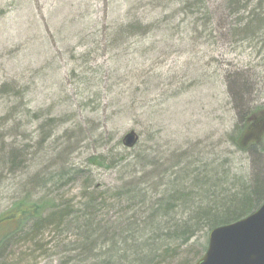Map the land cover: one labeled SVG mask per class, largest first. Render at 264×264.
I'll return each instance as SVG.
<instances>
[{
    "label": "rangeland",
    "instance_id": "obj_1",
    "mask_svg": "<svg viewBox=\"0 0 264 264\" xmlns=\"http://www.w3.org/2000/svg\"><path fill=\"white\" fill-rule=\"evenodd\" d=\"M164 2L0 0V157L17 148L26 160L18 171L0 160V233L25 196L44 213L68 212L31 240L16 235L0 264H99L109 250L102 237L136 242L132 223L174 182L190 185L183 170L212 171L222 188L235 175L264 176V45ZM136 18L156 28L104 47L117 24ZM252 81L242 100L262 109L237 132L241 105L229 88ZM130 131L137 140L126 147ZM208 233L171 239L160 264L195 262Z\"/></svg>",
    "mask_w": 264,
    "mask_h": 264
},
{
    "label": "trees",
    "instance_id": "obj_2",
    "mask_svg": "<svg viewBox=\"0 0 264 264\" xmlns=\"http://www.w3.org/2000/svg\"><path fill=\"white\" fill-rule=\"evenodd\" d=\"M173 1H179L183 6L179 9L188 11L189 16L195 12L201 14L205 27L216 17L218 23L222 27L225 26L229 34L237 36V39L255 40L264 45V0H217L214 2L215 8L210 7L208 0H165L164 3ZM156 22V19L145 22L136 18L119 23L106 39L104 47H118L131 36L145 35L156 28ZM90 55L88 51L82 53L83 58ZM237 78L240 79V76ZM241 81L243 84L244 80ZM234 87L230 86V94L234 100L239 99L242 116L240 124L236 126L238 132L245 128L252 115L262 108L242 100L243 92L251 95L256 90L254 84L248 88L244 86V89L238 85ZM229 139L235 143L233 134L229 135ZM257 145L258 143L255 144ZM21 155H24V149L13 148L6 157H0V160L4 166L18 171L23 169L26 161ZM183 171L185 174L182 175L189 178L190 185L187 187L174 182L167 195L152 203L143 220L132 223L136 226L132 231L136 242H130L129 237H124L123 245L119 247V242L112 236L102 237L107 239L109 252L106 251V257L102 258L99 264H160L173 253L167 245L171 239L185 243L199 230L210 231L216 226L240 219L257 209L264 201V176L260 173L255 172L249 179L235 175L232 187L222 188L220 186L223 182L212 171ZM63 173V169L58 172L61 177ZM132 190H123V194H129ZM12 209V213L17 212L18 218L11 221V229L0 233V256L16 235L21 234L25 240H31L43 226L58 223L64 219V215H68L66 210L59 208L44 213L42 205L28 202L26 196L15 202ZM178 210H182L180 213L187 212L188 216L180 219L183 216L177 215ZM7 217L8 214L0 218V227L3 225V218ZM163 229L167 230L166 235L160 233ZM206 246L205 241L203 251Z\"/></svg>",
    "mask_w": 264,
    "mask_h": 264
},
{
    "label": "water",
    "instance_id": "obj_3",
    "mask_svg": "<svg viewBox=\"0 0 264 264\" xmlns=\"http://www.w3.org/2000/svg\"><path fill=\"white\" fill-rule=\"evenodd\" d=\"M136 140L133 131L123 137L126 147ZM192 264H264V202L250 214L212 228L205 252Z\"/></svg>",
    "mask_w": 264,
    "mask_h": 264
},
{
    "label": "flooded vegetation",
    "instance_id": "obj_4",
    "mask_svg": "<svg viewBox=\"0 0 264 264\" xmlns=\"http://www.w3.org/2000/svg\"><path fill=\"white\" fill-rule=\"evenodd\" d=\"M249 134H250V135H252V133H251V132H250ZM249 134H248V135H249Z\"/></svg>",
    "mask_w": 264,
    "mask_h": 264
}]
</instances>
